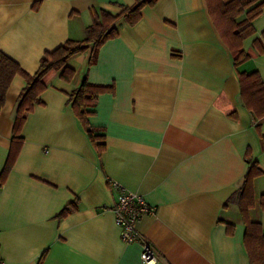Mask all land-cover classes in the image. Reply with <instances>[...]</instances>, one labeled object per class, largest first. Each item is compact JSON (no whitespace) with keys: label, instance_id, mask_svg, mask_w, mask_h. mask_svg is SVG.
<instances>
[{"label":"crops","instance_id":"obj_1","mask_svg":"<svg viewBox=\"0 0 264 264\" xmlns=\"http://www.w3.org/2000/svg\"><path fill=\"white\" fill-rule=\"evenodd\" d=\"M135 1L0 0V50L33 74L44 52L85 38L91 9L116 15ZM252 26L243 40L249 57L235 67L206 0H158L136 24L117 23L94 63L91 47L70 58L69 80L51 71L0 181L4 264H38L44 252L42 264H143L140 244L119 236L112 207L120 188L154 207L137 229L156 264H249L238 205L227 200L249 158L264 171V118L244 105L238 81V72L256 71L264 82V10ZM83 79L113 86L88 108L89 123L105 135L100 152L68 103ZM25 85L16 74L0 111V174ZM253 191L248 216L264 231V175ZM71 202L77 208L59 217Z\"/></svg>","mask_w":264,"mask_h":264},{"label":"trees","instance_id":"obj_2","mask_svg":"<svg viewBox=\"0 0 264 264\" xmlns=\"http://www.w3.org/2000/svg\"><path fill=\"white\" fill-rule=\"evenodd\" d=\"M157 1L136 0L131 6L123 7L116 15L104 10L91 9L92 22L86 28L85 38L82 40L68 39L55 49L44 52L40 58L39 67L33 74L25 72L16 61L0 50V111L5 103V95L13 77L20 74L26 80V85L17 99L11 144L0 174L1 182L13 167L23 142L21 128L25 121V114L30 112L36 104L42 103L39 96L46 88L45 77L51 71H60V76L69 80L73 75V70L67 66L70 58L91 47L89 64L94 63L101 45L117 36V23L125 21L129 25L136 24L141 18V9ZM206 3L211 19L232 54L234 66L237 67L249 57L243 49V40L254 33L252 21L264 10V0H206ZM241 15H245L244 20L237 21ZM238 81L244 105L254 114L255 118H264V82L258 72H238ZM111 91H113L112 85L93 84L83 79L79 87L68 96V103L99 152L105 148V135L102 129L93 127L89 123L88 118L92 111L88 108L95 105L99 94ZM261 142L264 146V135H261ZM260 175H264V171L258 167L255 160L249 158V168L242 185L227 200V203L238 205L245 226L243 244L249 264H264V231L259 222L252 221L248 216L249 209L255 205L253 180ZM259 206L264 209V193L259 196ZM76 208L74 202L67 204L59 213V217L66 216ZM226 226L227 232L232 233L233 225L227 224ZM44 255L45 252L40 256L38 264H42Z\"/></svg>","mask_w":264,"mask_h":264},{"label":"built area","instance_id":"obj_3","mask_svg":"<svg viewBox=\"0 0 264 264\" xmlns=\"http://www.w3.org/2000/svg\"><path fill=\"white\" fill-rule=\"evenodd\" d=\"M119 236L125 243L137 242L141 246L140 259L143 264H156L158 258L147 238L137 229L144 216L152 214L154 207L141 194L120 188L112 207ZM0 264L4 261L0 258Z\"/></svg>","mask_w":264,"mask_h":264}]
</instances>
